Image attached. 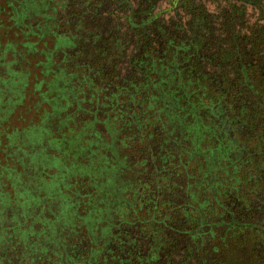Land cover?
Listing matches in <instances>:
<instances>
[{"label": "rangeland", "instance_id": "rangeland-1", "mask_svg": "<svg viewBox=\"0 0 264 264\" xmlns=\"http://www.w3.org/2000/svg\"><path fill=\"white\" fill-rule=\"evenodd\" d=\"M172 1L0 0L4 11L17 14V27L32 42L47 33L52 36L47 39L45 50L53 49V40L66 44V49L56 44L58 49L50 56L43 54L42 61L49 62V70L42 87L34 92L32 85L42 78L39 73L42 68L36 67L42 52L25 61L18 53L21 40H16L14 33L6 35L4 30L10 19L4 23L8 16H0L3 26L0 27V264H148L150 259V264H193L196 258L208 264L210 237L201 231L212 227V223L227 224L228 213L234 218L228 224L231 230L256 231V245L263 243L260 203L264 201V190L259 187L264 185V162L259 165L255 159L259 158L257 149H262L264 143V126L259 121L256 104L245 96L240 83L235 82L234 54L242 46L238 40L233 50L224 40L227 36L221 27L226 26L228 4L190 0L192 6L187 9L188 1L176 0L170 7ZM127 8L138 15L144 14L133 19V23L146 24L145 35L139 36L128 29L124 18ZM191 10L193 18L188 15ZM155 14L152 24L144 22ZM251 18L247 9L244 19L252 21ZM239 21L232 19L233 32L239 31L240 25H236ZM9 30L13 31V26ZM5 36L18 45L11 43L14 48H5L4 41H8ZM239 59L243 67L246 58ZM160 83L170 87L171 99L182 93L195 99L198 124L205 126L209 136L213 135L209 145L217 148L212 151L213 158L221 157L219 167L228 166L231 170V188L223 183L225 177L220 172H213L218 176L215 201L211 188L197 187L196 177H187L188 183L194 184L191 186L185 185L182 175L179 186L180 171L190 172L193 160H188L187 166L179 165L182 155L178 149L191 150L193 133L202 136L204 132L183 130L188 139L185 144L183 137L178 139L174 129L165 126L162 116L154 114L159 104L148 94H142L145 85L162 91ZM210 92L219 94L217 103L209 100ZM73 102L79 107L74 112L81 114L77 120L74 117L65 121L66 128L62 126L60 133L66 139L76 136L75 132L84 125L83 118L87 117L84 114L107 108L110 112L106 119L94 116L99 124L89 131L81 130L79 146L88 148L89 132L94 135V142L107 143L111 137L113 149L122 161L114 172L115 182L110 177L111 171L102 172L95 180L91 176L85 180L80 195L74 190L66 192L73 197L68 201L76 202V217L66 227L67 215L72 212L66 206L69 203L61 199L64 192L58 189L60 194L53 196L59 201L53 204L62 209L57 215H62L54 218V224L62 228L56 229L51 224V233L45 234L44 230H50L46 223L51 221L45 222L48 215L40 213L38 208L44 210L39 205L48 206L47 192L41 194L43 202L36 200L38 207L30 202L25 204L20 195L36 198L39 191L30 184L33 177L41 182L38 174L32 175L30 165L37 163V131L50 127L53 133L62 118L70 117L63 110L55 115L53 109ZM186 121L182 119L184 128H188ZM101 148L98 146V151L103 152ZM63 150L67 154L73 151L68 146ZM98 151L94 149L86 154L79 151L77 156L70 157L68 175L82 167L87 172L86 165H92ZM60 152L51 154L60 156ZM21 158L28 163L24 172ZM247 177L248 184H256V189L241 190ZM99 184L115 191L106 216L99 213ZM58 186L54 182L50 189ZM179 196L183 206L176 209L173 206L179 203ZM201 204L203 207H199ZM48 209L54 213L52 207ZM199 224L204 225L198 230L202 234L201 244L194 237L196 234H184ZM211 231L221 233L220 229ZM261 247L257 245V249L250 250L259 261L264 256V243ZM239 249L238 258L246 253Z\"/></svg>", "mask_w": 264, "mask_h": 264}, {"label": "trees", "instance_id": "trees-1", "mask_svg": "<svg viewBox=\"0 0 264 264\" xmlns=\"http://www.w3.org/2000/svg\"><path fill=\"white\" fill-rule=\"evenodd\" d=\"M175 1L176 0L172 1V4L170 5V7H173V5H175ZM184 1L186 3L188 1L189 3L188 5H186L187 9L188 8L191 9L190 7L192 5L190 4L191 3L190 0H184ZM215 1H220V2H224L228 4L229 16L226 17L227 18L226 26L223 25V28L221 27V30L227 36L224 38V40L227 43L226 45H229L233 50H236L235 44L238 40H240V44L242 46V48L237 49L236 50L237 53L234 54V58L236 60V65H234V74H235V77H237L235 79V82L238 81L240 83L245 96L248 99L253 100V102L256 104L255 107L258 108V111L260 112L259 117H258L259 121L264 126V0H215ZM247 9L248 11L251 12L252 21L244 19ZM133 14H134V18H133ZM136 14L138 15V12L134 13L130 8H127V15L124 16V18L128 26V29L134 33H137L139 36L145 35L144 26L146 24L133 23V19L144 17V14L138 15L137 17H136ZM1 15L8 16L4 20V23H6V21H8L9 19L11 21L10 24L6 26V28L4 27V30L6 31V35H12L14 33L17 37L16 40H21V44H20L21 49H20V52L18 53L22 55L24 59L25 58L32 59V57L36 55V52H39L40 50L42 52L40 55L41 61L39 60V63L36 65L37 68L38 66L42 68V72H39L42 78L38 79L37 81L34 80L35 83L32 85V87L34 86L33 91L36 92L42 87L43 85L42 83H44V80L47 77V72L49 70V62L46 61L44 63L42 61L43 54L45 55V57L50 56V54H52L53 51L58 49V48H55L56 44L61 45L60 46L61 49H66L65 48L66 44L64 43V41L62 43H56V41L53 40L52 42L53 49L52 50L50 49V51L49 50L47 51L45 50L46 41L47 39H50L52 34H47V33H45V35L42 34L41 36L37 37L36 41L32 42L30 39H28L27 33L20 32V28L17 27L18 24L15 22L17 14H11L10 12H6L0 6V16ZM188 15L193 18L192 10L188 12ZM154 18H156V14L150 16V18H146L144 22L148 21L152 24V21L154 20ZM233 18H238L240 20L236 24V25H240L238 28L239 31L238 32L234 31L235 33L232 31V19ZM10 26H13V31L9 30ZM0 27H3V26L0 25ZM5 39L9 41V42L6 40L4 41L7 44L5 48L7 47L14 48L12 44H16V46L18 45L15 42L12 43V41H10L6 36H5ZM198 45L196 46L199 48ZM187 54L191 55V52H188ZM25 55L29 57H26ZM238 57L246 58V63L243 67L241 66L242 63ZM25 61L27 60L25 59ZM26 63L28 64V62ZM52 72L54 75H58L57 71L56 72L52 71ZM160 85H161L162 91L159 90V87L155 88V87H150L148 85H145L144 87L145 91H143L142 95L148 94L153 101L159 104L158 108L155 109L154 114L162 116V118L164 119L165 126L168 125L170 129L171 128L174 129V131L176 132L178 136L177 137L178 139L180 138L181 140L183 137L185 139L184 141L185 144H187L188 139H187V135L186 134L184 135L183 130L190 131L193 133L194 130L201 129L204 132L202 136L201 135L195 136V134L193 133L194 140H192L191 144H193L194 146L192 145L191 150L186 149L184 151L182 147L178 149V151L180 152L179 154H181L183 157V158L182 157L179 158L180 159L179 165L181 164L183 166V164H185V166H187L188 160L190 161L193 160V169L192 170L190 169L189 170L190 172L188 173H186L185 170L182 171V175L183 176L185 175L184 178L186 179L185 185L187 184L191 186L194 185V184L188 183L189 179H187V177H196V179L198 180L197 187L199 188L205 187L204 189H206V187L207 188L210 186L212 187L213 185L217 186V183L215 182L218 181V178H217L218 176L213 174V172L216 170L215 171L216 173L220 172V174H222L223 177H225V180L223 181V183H227L228 187L231 188L232 187L231 185L232 178L230 177L231 170L227 169L228 166L219 167L221 157L213 158L212 153L215 152L217 148L213 149L209 145L212 142L211 137L213 135L209 136L207 134L208 130L205 128V126L200 127L198 124L199 122V118L197 115L198 110L195 108V104L193 103L195 99L194 98L190 99L189 97H186L184 93L178 94L177 98L172 97L171 99V96L169 95L170 87L167 86V84L162 85L160 83ZM207 86L208 88L210 87L209 84ZM176 89H178V87H176ZM198 95L201 96L202 94L198 93ZM218 96L219 94L210 92L209 100H211L212 103H217ZM179 102L181 105H179ZM69 103H65L63 107H58L56 109L55 108L53 109L52 113H54L55 115L60 114L62 110L66 111L67 113L69 112L68 115H70L69 118L64 117L62 118V122L57 123L58 126L54 129L53 133L51 131L53 128H50V127H47V128L42 127L41 129L37 131L36 141H35V145L37 146L39 150L38 157L36 159L37 163L36 165L33 163H30L31 167L33 168L32 175L36 176L38 174L40 176L41 182L35 181V177L32 178L33 181H31L30 184H32L37 189H39V191H38V194L35 193L36 198L28 199L27 197L24 199L25 201L24 203L27 204L28 202H30L31 204L34 203L37 206L36 200L43 202V200L41 199V194L42 192H47L48 194L47 199L50 201L48 203V206L39 205V207L44 210H39L38 208V211L40 213H44L45 215L46 214L48 215L46 217L47 220L45 222H48V220L51 221V223L49 222L46 223L47 228L50 230H48V232L44 230L43 233L45 234L51 233L50 232L51 224L54 225L56 229L62 228L60 225L54 224V218L55 217L58 218L62 215L60 213L57 215V211L58 212L62 211V209H57L53 204V202H55L56 200L59 201L58 198L56 199L53 196L54 193L60 194V192H57L58 189H62V191L64 192V194H61V199L63 200L65 204L69 203L66 206L67 207L69 206L72 212V214L67 215L68 219L66 220V223H65V227H66L70 225V221H72L71 218L76 217L75 216L76 202L73 201L71 203V200L68 201L69 199L73 197H71L70 195L67 196L66 192L74 190V193H77V194L81 193L84 187L85 180H88L91 177H93L95 180L97 176L101 177L102 172L111 171L110 177H112L113 181L115 182L116 176L114 172L115 170L116 171L118 170L119 162L122 161L121 159L118 158V156L116 155V152L113 149V145H112L113 141L111 137H109L107 143L103 141L94 142V139H93L94 135H91L92 133L89 132L88 138L89 139L91 138V139L87 142L88 148L82 149L81 146H79L78 141L81 138V136L78 138V135H82L81 130L85 131L88 129L89 131L91 127H93L94 124H99L98 120H96L94 116H97V119L104 116L103 119H106L105 115L108 112H110V110L107 108L96 110L94 113L89 112L90 114H84L87 117L83 118L84 125L81 127V129L78 132H75L76 136L69 137L68 139H66V137H64L60 133L61 132L60 129L62 126L66 128L65 121L67 123L74 117H76L75 119L77 120L79 114H81V113L74 112L77 109H79L78 105L75 102L72 103L73 105H70ZM170 104H172L173 106H170ZM178 106H181L182 108H179ZM183 118L187 119L186 124L188 125V128L183 127V124H182ZM89 119H92V122H90ZM195 120L197 122H195ZM173 121L178 122L179 125L176 126ZM163 138L166 139V137H163ZM257 140H262V137H257ZM175 143H177L176 140H175ZM95 144H97L96 147H95ZM201 144H203V148H200ZM67 146L73 150L72 153L67 154L64 150L62 151V149L66 148ZM98 146L103 147L101 148L103 152L98 151ZM263 146H264V143L262 145V149H257L259 153V158L255 159V162L259 163V165H261V162H264ZM94 149L98 151V158H92L91 160L92 165H90V163L86 165L89 167L88 171L86 172L82 167L78 171L75 170L76 173H74L73 175H68L69 173L66 171L70 169L68 168L71 165L69 164V162H71L70 157H74L73 155L77 156L79 151L86 154L87 151L92 152L94 151ZM52 151H56L57 153L61 151L60 156L51 154ZM73 161H75V159ZM20 162L22 164V169L24 172V170L26 169V165L28 163L22 160V158L20 159ZM213 166L215 169L213 168ZM46 169L49 170V173L44 172L46 171ZM224 170H227V172L224 173ZM65 175H67L68 177L67 179L65 178ZM103 178L105 179V177ZM24 179L26 180L25 182L27 183L28 181L25 176H24ZM44 180L46 181V183L44 182ZM72 180H73V183H71ZM54 182H57L59 186L56 187V189L51 190L50 187L53 189ZM102 182H104V180H102ZM244 182H245L243 185L244 190H249L250 187H252V189L257 188L256 184H253V183L248 184V182H250L248 177H247V180L244 179ZM60 184L62 185L60 186ZM89 185H90V182L88 183L87 186ZM47 187L49 188V190L47 189ZM97 187H98L97 190H100L98 194L99 213L100 214L106 213L104 215L106 216L108 212V206L110 205L109 202L111 200V195H115V191L113 190L112 192L110 189H105L103 187H100V184ZM259 188L261 190H264V185H261ZM88 191L89 190H87L86 193ZM208 193L210 194V189L208 190ZM263 195H264V191H263ZM91 196H95V194H91ZM99 197H101L102 199L100 200ZM212 198H213L212 200L215 201V197L212 196ZM102 200L103 202H101ZM201 205H199V207H203V205L202 206ZM49 206L52 207V209L54 210L53 214L48 209ZM261 209H262V212H260L261 218L264 219V201H261L260 203V210ZM228 216L230 217V220L227 222V224L219 223V222L212 223L211 225L212 227H209L206 231L205 230L203 231L201 228V226H204V225L199 224V226L197 227L198 229L195 227L193 230L188 231L184 234H193V235L196 234L194 235V237L198 238V242H200V244H201L200 236L202 235V234L199 235L198 233L200 230H202L201 231L202 233L205 232V234L210 237L209 238L210 246L206 254V256L209 257L208 264H254V263L264 264V256L261 259V261H259L258 258L256 257V254L253 252L252 253L250 252V250L257 249V245L260 246L259 249H262L261 246L264 243V225L262 227L263 234L260 237V240L263 243L260 242L256 245L257 243L255 242L256 241L255 235L257 234L256 231L251 232L249 230L244 231V230H239V229L231 230L230 226L228 227V224H231L232 222L231 220L234 218L232 217L231 214H228L227 217ZM102 219L103 218H100V219L98 218L99 221ZM247 223H250V222H247ZM206 225L208 226L210 224H206ZM212 229L213 230L220 229L221 233L220 232L218 234L213 233L211 231ZM238 247L241 248L239 249L241 252L243 251L242 248L245 250L243 252L244 253L246 252L244 255H242V257L239 256V258L236 256ZM201 255H204V254H201ZM193 264H205V262L202 263L196 258L194 259Z\"/></svg>", "mask_w": 264, "mask_h": 264}, {"label": "flooded vegetation", "instance_id": "flooded-vegetation-1", "mask_svg": "<svg viewBox=\"0 0 264 264\" xmlns=\"http://www.w3.org/2000/svg\"><path fill=\"white\" fill-rule=\"evenodd\" d=\"M160 77H161V76H160ZM160 77H159V78H160ZM226 172H227V170H224V173H226ZM180 173H181V174H180V178H179V179H180V181H181V184H180L179 186H182V170L180 171ZM178 175H179V174H178ZM207 185H208V184H207ZM219 186H220V185H219ZM208 188H211V190H212V192H213L212 196L215 197V196H216V193H217L216 185H213L212 187L210 186V187H208ZM242 188H243V189H242ZM242 188H241V190L245 191V190H244V187H242ZM181 191H182V189H181ZM177 193H178V192H177ZM175 194H176V193H175ZM174 197H176V196L174 195ZM25 198H27V197L25 196ZM25 198L22 197V195H20V199H21L22 201H24ZM178 202H179V203H177L176 205L173 206V207H175L176 209H177V208H180V207L182 208V206H183V205H182V204H183V200L181 199L180 196H179V200H178ZM180 203H181V205H180ZM181 208H180V209H181ZM176 212H177V210H176ZM176 212H175V213H176ZM228 214H229V213H228ZM151 261H152V260L150 259V260L148 261V264H150Z\"/></svg>", "mask_w": 264, "mask_h": 264}]
</instances>
